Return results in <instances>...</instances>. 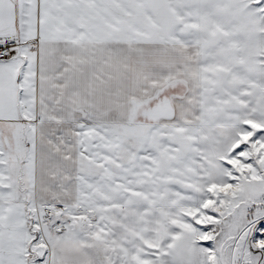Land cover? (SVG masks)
Listing matches in <instances>:
<instances>
[{"label":"snow or ice","instance_id":"snow-or-ice-1","mask_svg":"<svg viewBox=\"0 0 264 264\" xmlns=\"http://www.w3.org/2000/svg\"><path fill=\"white\" fill-rule=\"evenodd\" d=\"M0 264H264V0H0Z\"/></svg>","mask_w":264,"mask_h":264}]
</instances>
